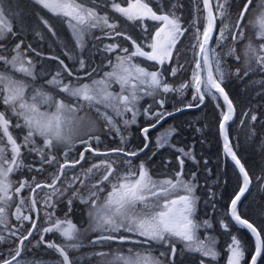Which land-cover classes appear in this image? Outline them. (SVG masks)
<instances>
[{
    "label": "snow or ice",
    "instance_id": "snow-or-ice-1",
    "mask_svg": "<svg viewBox=\"0 0 264 264\" xmlns=\"http://www.w3.org/2000/svg\"><path fill=\"white\" fill-rule=\"evenodd\" d=\"M209 104L215 162L159 131ZM237 120L264 135V0H0V264H264Z\"/></svg>",
    "mask_w": 264,
    "mask_h": 264
},
{
    "label": "trees",
    "instance_id": "trees-1",
    "mask_svg": "<svg viewBox=\"0 0 264 264\" xmlns=\"http://www.w3.org/2000/svg\"><path fill=\"white\" fill-rule=\"evenodd\" d=\"M242 89L241 86H234ZM243 98L246 100V104L238 103L237 116L240 117V110L245 109V106L249 104L250 98L248 96L240 95L237 100ZM190 99V97H189ZM254 106V105H253ZM170 124L181 125V135L176 138L177 146L183 147L184 145H190L195 143L197 151H202L205 157H211L215 162L217 157L222 155V143L217 137V126H216V112L213 110L211 104L208 105L203 111L199 109L187 110L184 114H177L176 119H170ZM248 123L247 121L245 122ZM192 125V127L189 126ZM205 124L207 128H205ZM194 128H202V133L196 132ZM233 137H238L240 140V149L238 155L241 156L242 161L246 162V167L249 168L250 174L260 172L261 168H264V135H260V130L257 128L258 135L254 139H246V129H241L238 120L232 128ZM200 141H203L201 144ZM165 157L169 156L170 153L166 152ZM225 179L229 180L228 190L229 192L235 187V170L231 167L227 169V176ZM264 191H261L257 187H253L251 195L248 196L244 203V211L246 218L259 223V218L262 212H264ZM219 236V233H216ZM223 243V238H221ZM48 259V257H45Z\"/></svg>",
    "mask_w": 264,
    "mask_h": 264
},
{
    "label": "rangeland",
    "instance_id": "rangeland-1",
    "mask_svg": "<svg viewBox=\"0 0 264 264\" xmlns=\"http://www.w3.org/2000/svg\"><path fill=\"white\" fill-rule=\"evenodd\" d=\"M55 23V22H54ZM62 38H64V39H68V33L64 30V29H61V31L58 33ZM65 62H67L68 63V61L66 60ZM41 83H42V81H41ZM189 99V98H188ZM170 119H169V121L167 122V123H165L164 125H163V128H159V131H163L164 129H166L167 127H168V125L170 124ZM161 151H163V150H161ZM164 154H166V153H164ZM105 251H107V250H109V249H104Z\"/></svg>",
    "mask_w": 264,
    "mask_h": 264
},
{
    "label": "bare ground",
    "instance_id": "bare-ground-1",
    "mask_svg": "<svg viewBox=\"0 0 264 264\" xmlns=\"http://www.w3.org/2000/svg\"><path fill=\"white\" fill-rule=\"evenodd\" d=\"M237 101L239 102V104H240V101H241V103H242V104H246V102H247V101H246V100H244L243 98H240V99H239V100H237ZM192 110H193V109H192Z\"/></svg>",
    "mask_w": 264,
    "mask_h": 264
},
{
    "label": "flooded vegetation",
    "instance_id": "flooded-vegetation-1",
    "mask_svg": "<svg viewBox=\"0 0 264 264\" xmlns=\"http://www.w3.org/2000/svg\"><path fill=\"white\" fill-rule=\"evenodd\" d=\"M67 63V62H66ZM155 159V158H154ZM46 239H47V237H46ZM58 239V238H57ZM59 242V241H58Z\"/></svg>",
    "mask_w": 264,
    "mask_h": 264
},
{
    "label": "water",
    "instance_id": "water-1",
    "mask_svg": "<svg viewBox=\"0 0 264 264\" xmlns=\"http://www.w3.org/2000/svg\"><path fill=\"white\" fill-rule=\"evenodd\" d=\"M247 195V194H246Z\"/></svg>",
    "mask_w": 264,
    "mask_h": 264
}]
</instances>
